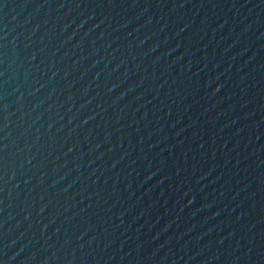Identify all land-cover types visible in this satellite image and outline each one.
I'll return each instance as SVG.
<instances>
[{"label": "water", "instance_id": "water-1", "mask_svg": "<svg viewBox=\"0 0 264 264\" xmlns=\"http://www.w3.org/2000/svg\"><path fill=\"white\" fill-rule=\"evenodd\" d=\"M0 264H264V0H0Z\"/></svg>", "mask_w": 264, "mask_h": 264}]
</instances>
